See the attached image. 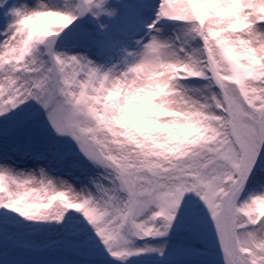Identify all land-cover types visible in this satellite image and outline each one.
Instances as JSON below:
<instances>
[{
    "label": "snow or ice",
    "instance_id": "6c2138e0",
    "mask_svg": "<svg viewBox=\"0 0 264 264\" xmlns=\"http://www.w3.org/2000/svg\"><path fill=\"white\" fill-rule=\"evenodd\" d=\"M0 264H264V0H0Z\"/></svg>",
    "mask_w": 264,
    "mask_h": 264
}]
</instances>
